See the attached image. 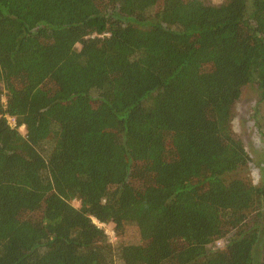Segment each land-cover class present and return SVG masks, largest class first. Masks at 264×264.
Returning <instances> with one entry per match:
<instances>
[{"label": "trees", "instance_id": "obj_1", "mask_svg": "<svg viewBox=\"0 0 264 264\" xmlns=\"http://www.w3.org/2000/svg\"><path fill=\"white\" fill-rule=\"evenodd\" d=\"M247 86L264 0H0V264H264Z\"/></svg>", "mask_w": 264, "mask_h": 264}, {"label": "rangeland", "instance_id": "obj_2", "mask_svg": "<svg viewBox=\"0 0 264 264\" xmlns=\"http://www.w3.org/2000/svg\"><path fill=\"white\" fill-rule=\"evenodd\" d=\"M209 5L218 6L225 0H207ZM79 50V46H75ZM258 93L253 86L244 87L241 91L239 100L235 103L232 110L231 132L235 139L239 140L248 157L250 163L247 169L243 172H237L231 177L233 179L242 180L251 183L253 186L264 185V106L259 103ZM9 125L13 127L11 121ZM20 133L24 135V129H19ZM171 149V146H168ZM171 151V150H170ZM77 202H72V206L77 207ZM33 220L38 217L35 214L32 216ZM101 228L106 237L107 244L114 248L118 243L127 245H139L140 238L132 225L127 226L125 234L118 239L114 232L112 225L98 226ZM232 236V233L230 234ZM230 235H228L230 237ZM227 237V238H229ZM213 247H221L219 244H214ZM211 250V246L208 248ZM260 252V249H258ZM112 264H123L116 257H114Z\"/></svg>", "mask_w": 264, "mask_h": 264}, {"label": "built area", "instance_id": "obj_3", "mask_svg": "<svg viewBox=\"0 0 264 264\" xmlns=\"http://www.w3.org/2000/svg\"><path fill=\"white\" fill-rule=\"evenodd\" d=\"M9 121H11L12 123H14V120L13 119H8ZM15 126V124H13V127ZM103 226L102 224H98V226ZM219 244V243H218Z\"/></svg>", "mask_w": 264, "mask_h": 264}, {"label": "clouds", "instance_id": "obj_4", "mask_svg": "<svg viewBox=\"0 0 264 264\" xmlns=\"http://www.w3.org/2000/svg\"><path fill=\"white\" fill-rule=\"evenodd\" d=\"M94 223H96L95 221H94ZM98 224V223H97Z\"/></svg>", "mask_w": 264, "mask_h": 264}]
</instances>
